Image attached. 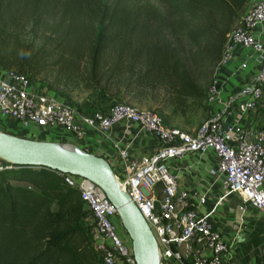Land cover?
<instances>
[{"label": "trees", "instance_id": "1", "mask_svg": "<svg viewBox=\"0 0 264 264\" xmlns=\"http://www.w3.org/2000/svg\"><path fill=\"white\" fill-rule=\"evenodd\" d=\"M247 1L0 0V36L16 38L22 15L42 19L62 5L64 19L96 21L87 51L93 87L125 99L160 98L166 106L183 107L187 97L208 98L229 33ZM18 50L19 71L0 49V77L8 79L11 72L35 77L51 70L52 56L64 53L69 58L52 67L62 63L68 73L80 53L72 40L56 43L49 52L31 54L23 45ZM88 216L80 191L61 172L0 165V264H105L93 247Z\"/></svg>", "mask_w": 264, "mask_h": 264}, {"label": "built area", "instance_id": "2", "mask_svg": "<svg viewBox=\"0 0 264 264\" xmlns=\"http://www.w3.org/2000/svg\"><path fill=\"white\" fill-rule=\"evenodd\" d=\"M263 26L264 0H252L229 33L220 61L219 66L230 61L237 45L250 55H257V74L229 100L238 116L237 122H228L221 112L213 111L195 132H190L168 125L157 112L122 101L113 103L106 112L80 114L52 93L32 89L31 78L17 72L8 73V79L0 77V112L20 120L25 127L36 123L75 133L80 132L78 118L103 130L124 119L139 124L161 142V147L134 157L131 142L117 144L126 174H116V178L147 220L158 245L160 264L166 258L182 262L181 248L193 255L192 264H239L231 258L230 244L214 227L209 215L196 208L206 202V196H198L197 205H193L189 193L179 187L171 161L188 152L213 149L218 161L211 173L221 182L223 196L238 193L243 202L241 209L251 205L264 216V113L246 125L241 122L249 120L264 99V40L254 32ZM241 67L246 68L247 62ZM214 84L215 79L209 93L215 91ZM62 174L67 184L80 191L86 209L94 217V224L89 223L93 247L104 263L137 264L131 238L119 229L118 208L105 191L90 179ZM205 250L210 253L205 255Z\"/></svg>", "mask_w": 264, "mask_h": 264}, {"label": "crops", "instance_id": "3", "mask_svg": "<svg viewBox=\"0 0 264 264\" xmlns=\"http://www.w3.org/2000/svg\"><path fill=\"white\" fill-rule=\"evenodd\" d=\"M251 3L252 0H249L246 7L248 8ZM254 32L257 37L264 40V26ZM243 62H247L246 68L241 67ZM258 70L257 55H250V52L241 45L235 46L233 58L219 66L215 73V91L210 92L205 100L209 114L204 120L213 111H219L226 121L237 122L238 116L232 111L233 104L229 100L235 97L244 85L252 81ZM32 89L38 88L33 85ZM52 94L58 97L57 94ZM211 95L213 99H210ZM58 99L66 102L61 97ZM254 120L255 118L251 116L249 120L244 119L241 122L246 125ZM77 123L79 133L59 126L47 128L36 123L25 127L20 120L7 118L0 112L1 130L30 139L77 146L78 149L104 157L119 176H125L126 173L125 164L118 155L117 144L131 142L134 157L161 147V142L150 131L126 119L117 122L108 130L89 126L80 118L77 119ZM172 125L176 126V124ZM198 127L199 125L193 129H184L195 132ZM217 161L216 152L208 149L205 152H188L181 158L172 160L171 165L178 175L179 187L189 193L193 205H197L198 196H206V202L197 205L196 208L201 214L209 215L214 227L230 244L231 258L239 264H264V216L251 205L241 209L243 202L238 193L223 196L221 182L211 173ZM181 251L184 254L182 262L176 258H166L163 264H192L193 255L186 253L183 248ZM209 253L205 250V255Z\"/></svg>", "mask_w": 264, "mask_h": 264}, {"label": "rangeland", "instance_id": "4", "mask_svg": "<svg viewBox=\"0 0 264 264\" xmlns=\"http://www.w3.org/2000/svg\"><path fill=\"white\" fill-rule=\"evenodd\" d=\"M155 1L162 3V0ZM247 2L249 3V1ZM248 3H246L241 10V15L246 11ZM248 7H250V5ZM64 15L65 12L63 11L62 5H58L54 12L47 14L42 19L39 17L29 18L28 16L22 15L19 19L21 31L18 32L16 38L8 37L3 40L0 36V49L4 52L3 54L6 60L13 63L12 70H18L16 64L17 55L20 53L18 50L20 45L28 46V51H30L31 54L40 50L49 52L56 43L65 44L69 43L70 40L78 45L80 53H78L77 56H73L75 66L72 71L66 73L62 68V63L65 62V59L69 58V54L54 55L52 59L48 61V65H51V70L32 77V86L34 85L40 90L57 94L58 97L65 99L66 102L72 105L80 114L91 115L97 111L106 112L113 103L122 101L133 104L140 109H147L161 114L168 125L176 124L178 127L182 126L184 128L193 129L205 121L204 119L209 114L205 98L187 97L183 107L175 105L166 106L160 98L125 99L121 94H114L112 91L107 90L101 91L97 87H93L91 81H89L87 51L93 39L96 21L92 20L90 17H84L75 22L67 18L64 19ZM239 20L240 16L235 23L237 24ZM2 26L3 20H0V28ZM75 30L79 31L80 36L73 38L69 37L68 33ZM60 61L62 62L61 64L53 65L52 67V64H56V62ZM207 85L208 83H205V89ZM263 113L264 99L260 107L253 113V117L258 118L263 115ZM5 117L14 119L7 115H5ZM1 163L2 161L0 158V164ZM88 218L87 221L94 224V217L91 214H89ZM119 229L124 236L129 235L122 223H120Z\"/></svg>", "mask_w": 264, "mask_h": 264}, {"label": "water", "instance_id": "5", "mask_svg": "<svg viewBox=\"0 0 264 264\" xmlns=\"http://www.w3.org/2000/svg\"><path fill=\"white\" fill-rule=\"evenodd\" d=\"M42 143L56 144L58 147L68 145L0 130V158L12 165L44 166L92 180L118 208L121 223L130 235L137 264H160L154 234L138 207L120 186L111 164L104 157L80 148L85 154L75 157L49 149Z\"/></svg>", "mask_w": 264, "mask_h": 264}, {"label": "bare ground", "instance_id": "6", "mask_svg": "<svg viewBox=\"0 0 264 264\" xmlns=\"http://www.w3.org/2000/svg\"><path fill=\"white\" fill-rule=\"evenodd\" d=\"M43 146L49 148V149H57L61 151L63 154L70 155V156H75V157H82L85 153L78 148L72 147V146H60L56 144H49V143H42Z\"/></svg>", "mask_w": 264, "mask_h": 264}, {"label": "clouds", "instance_id": "7", "mask_svg": "<svg viewBox=\"0 0 264 264\" xmlns=\"http://www.w3.org/2000/svg\"><path fill=\"white\" fill-rule=\"evenodd\" d=\"M26 55H28V54L24 53V52L21 53V56H26Z\"/></svg>", "mask_w": 264, "mask_h": 264}]
</instances>
